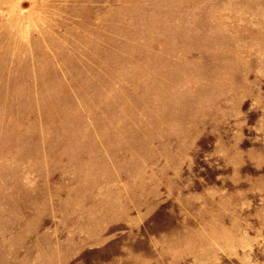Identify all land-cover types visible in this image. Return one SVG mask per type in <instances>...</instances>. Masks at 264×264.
<instances>
[{"label": "rangeland", "instance_id": "obj_1", "mask_svg": "<svg viewBox=\"0 0 264 264\" xmlns=\"http://www.w3.org/2000/svg\"><path fill=\"white\" fill-rule=\"evenodd\" d=\"M0 264H264V0H0Z\"/></svg>", "mask_w": 264, "mask_h": 264}]
</instances>
